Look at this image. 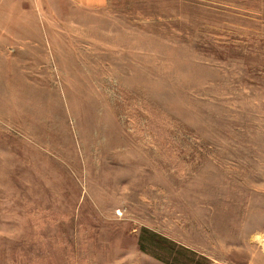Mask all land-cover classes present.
<instances>
[{"label": "rangeland", "instance_id": "1", "mask_svg": "<svg viewBox=\"0 0 264 264\" xmlns=\"http://www.w3.org/2000/svg\"><path fill=\"white\" fill-rule=\"evenodd\" d=\"M0 264H264V0H0Z\"/></svg>", "mask_w": 264, "mask_h": 264}, {"label": "crops", "instance_id": "2", "mask_svg": "<svg viewBox=\"0 0 264 264\" xmlns=\"http://www.w3.org/2000/svg\"><path fill=\"white\" fill-rule=\"evenodd\" d=\"M68 2H74L80 4L85 8H102L107 5L111 0H67Z\"/></svg>", "mask_w": 264, "mask_h": 264}, {"label": "bare ground", "instance_id": "3", "mask_svg": "<svg viewBox=\"0 0 264 264\" xmlns=\"http://www.w3.org/2000/svg\"><path fill=\"white\" fill-rule=\"evenodd\" d=\"M263 240V239H262Z\"/></svg>", "mask_w": 264, "mask_h": 264}]
</instances>
